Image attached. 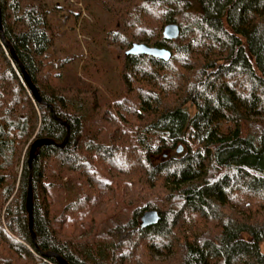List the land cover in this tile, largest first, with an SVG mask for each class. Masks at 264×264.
Here are the masks:
<instances>
[{"label":"trees","instance_id":"16d2710c","mask_svg":"<svg viewBox=\"0 0 264 264\" xmlns=\"http://www.w3.org/2000/svg\"><path fill=\"white\" fill-rule=\"evenodd\" d=\"M99 2L113 100L52 58L42 0H0V264H264V0ZM142 42L171 58L126 54Z\"/></svg>","mask_w":264,"mask_h":264},{"label":"rangeland","instance_id":"374dc122","mask_svg":"<svg viewBox=\"0 0 264 264\" xmlns=\"http://www.w3.org/2000/svg\"><path fill=\"white\" fill-rule=\"evenodd\" d=\"M42 1L61 33L53 47L52 58H73L71 75L88 79L98 89L101 100L118 97L124 90L122 61L117 49L106 42L107 33L117 28V18L105 10L99 0ZM84 62L89 66L87 74L82 67ZM126 237L127 232L116 234L118 240Z\"/></svg>","mask_w":264,"mask_h":264},{"label":"water","instance_id":"95a60500","mask_svg":"<svg viewBox=\"0 0 264 264\" xmlns=\"http://www.w3.org/2000/svg\"><path fill=\"white\" fill-rule=\"evenodd\" d=\"M0 28H1V15H0ZM163 34L164 37L169 39V40H173V39H177L180 35V27L177 23H169L165 26L164 30H163ZM7 45H9L7 43ZM12 53L13 50H12ZM127 55H138V54H148V55H152L164 60H169L171 58V51L170 49H168L167 47H155V46H149L146 43H134L132 45V47L130 49H128L126 51ZM25 77L27 79V82L29 83L31 89L34 92L35 97L38 99V101L42 102V98L40 97L37 89L35 88V86L33 85V83L31 82V80L29 79V77L25 74ZM60 122H63L62 120L59 119ZM66 143V140L64 141V143L60 144V146H64ZM50 144H56L55 141H53L52 139H48V138H42V139H37L33 145H32V149H31V156H30V163L32 161V159L35 156V152L37 150L38 147H42L45 145H50ZM183 150V147L180 146L178 149V152H181ZM27 208L30 214V226L31 228L33 227V219H32V209H33V190H32V184L30 183L29 186V195H28V200H27ZM160 219V215L159 212L157 210H147L146 212L143 213V215L141 216V226L142 227H148L151 225L156 224ZM33 236L34 233H33ZM58 261L61 264H70L67 260H65L62 256L60 255H56Z\"/></svg>","mask_w":264,"mask_h":264}]
</instances>
